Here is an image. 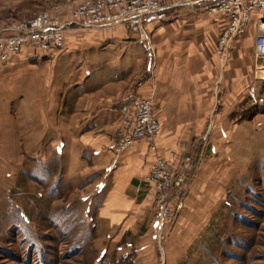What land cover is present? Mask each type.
I'll return each mask as SVG.
<instances>
[{
  "label": "rangeland",
  "instance_id": "1",
  "mask_svg": "<svg viewBox=\"0 0 264 264\" xmlns=\"http://www.w3.org/2000/svg\"><path fill=\"white\" fill-rule=\"evenodd\" d=\"M84 1L0 0V31L42 11L65 20ZM263 14L253 12L249 30L232 39L225 64L216 52L221 32L214 27L192 29L191 45L188 40L178 49L189 55L186 65L191 62L202 72L203 81L210 72L213 78L210 98L195 100L185 123L170 120L168 158L176 166L188 155L195 160L161 241L153 226V195L145 241L104 243L111 236L99 229L100 189L83 187L91 179L66 178L68 158L60 154V140L70 133L61 111H66L64 81L75 70L66 63L54 66L51 60L60 63V56L34 50L0 61V264H264V124L259 126L264 58L257 54L256 37V19ZM176 22L172 38H182L178 31L184 25ZM170 47L177 51L176 45ZM254 114L249 144L241 123Z\"/></svg>",
  "mask_w": 264,
  "mask_h": 264
},
{
  "label": "crops",
  "instance_id": "2",
  "mask_svg": "<svg viewBox=\"0 0 264 264\" xmlns=\"http://www.w3.org/2000/svg\"><path fill=\"white\" fill-rule=\"evenodd\" d=\"M185 9L190 10L169 7L153 15L141 34L132 33L123 24L87 28L71 35L68 33L65 47L60 51H33L51 58L60 56V63L51 60L55 62L54 66L66 63L75 70L67 82L64 81L68 85L64 95L66 111L61 114L65 116V129L70 134L60 140V154L68 158L67 179H91L83 187L100 189L101 201L96 209L99 229L102 235L111 236L104 243L122 244L124 240L135 238L143 242L149 234L147 216L152 213L149 209L152 193H149L146 175L153 163L150 143L135 141L119 154L112 149L123 113L132 100L136 97L153 99L156 115L162 124L156 144L159 152L168 158L172 156L167 151L172 140L167 137L172 131L171 118L175 117L176 123H185L194 114V101L210 98L212 73L203 81L202 72L195 70L191 62L186 65L185 61H190L189 55L178 49L183 43L188 46V40L191 45L188 36L192 29L214 27L222 33L227 20L221 16H206L207 13L199 10L179 13ZM209 17L214 19L213 26ZM176 21L184 25L177 32L182 38H172L171 30ZM169 44L176 45L177 51L171 52ZM168 60L171 63L167 65ZM175 60H182L184 64L174 63ZM170 65L171 71L168 72ZM42 66L36 69H42ZM207 74L209 70L204 75ZM201 87H205V91H199ZM35 105L42 107L41 102ZM54 105L51 100L50 106ZM257 115L242 120L246 143L251 142L250 132ZM263 124L261 119L259 126Z\"/></svg>",
  "mask_w": 264,
  "mask_h": 264
},
{
  "label": "built area",
  "instance_id": "3",
  "mask_svg": "<svg viewBox=\"0 0 264 264\" xmlns=\"http://www.w3.org/2000/svg\"><path fill=\"white\" fill-rule=\"evenodd\" d=\"M169 7L196 9L227 20L216 49L225 64L232 39L249 30L253 12L264 11V0H86L65 20L50 11H42L0 31V61L8 63L26 50L46 53L60 51L65 47L66 36L71 29L123 24L132 33L141 34L153 15ZM256 20L257 54L264 56V16ZM161 131L162 124L156 115L153 99L136 97L123 113L112 148L119 154L128 150L135 141L146 140L150 143L153 163L146 175V182L156 202L158 241L163 238L166 224L175 218L179 208L177 197L194 164L192 155L184 157L178 166L162 155L156 144Z\"/></svg>",
  "mask_w": 264,
  "mask_h": 264
},
{
  "label": "bare ground",
  "instance_id": "4",
  "mask_svg": "<svg viewBox=\"0 0 264 264\" xmlns=\"http://www.w3.org/2000/svg\"><path fill=\"white\" fill-rule=\"evenodd\" d=\"M262 58H264V56H262ZM263 62H261L262 63V65H263V67H264V59L262 60Z\"/></svg>",
  "mask_w": 264,
  "mask_h": 264
}]
</instances>
